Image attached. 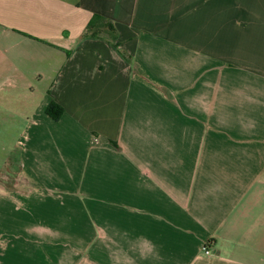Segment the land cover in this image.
Returning <instances> with one entry per match:
<instances>
[{"label":"crops","instance_id":"crops-1","mask_svg":"<svg viewBox=\"0 0 264 264\" xmlns=\"http://www.w3.org/2000/svg\"><path fill=\"white\" fill-rule=\"evenodd\" d=\"M1 114L0 264H264V0H0Z\"/></svg>","mask_w":264,"mask_h":264},{"label":"rangeland","instance_id":"rangeland-1","mask_svg":"<svg viewBox=\"0 0 264 264\" xmlns=\"http://www.w3.org/2000/svg\"><path fill=\"white\" fill-rule=\"evenodd\" d=\"M8 116L1 114L0 115V168L2 167L5 159H10V163L16 167L19 149L16 148V144L18 141V134L14 132V134L10 131L11 123ZM10 168V167H9ZM1 180L5 182V184L9 187L13 185L15 179V172L13 170H8L6 168L5 171L0 170Z\"/></svg>","mask_w":264,"mask_h":264},{"label":"trees","instance_id":"trees-1","mask_svg":"<svg viewBox=\"0 0 264 264\" xmlns=\"http://www.w3.org/2000/svg\"><path fill=\"white\" fill-rule=\"evenodd\" d=\"M85 37H104L108 40H111L112 43H115L116 32L111 22L99 16H94L88 25V28L85 32ZM47 114L54 120H58L64 114V109L57 102L52 101L47 109Z\"/></svg>","mask_w":264,"mask_h":264},{"label":"built area","instance_id":"built-area-1","mask_svg":"<svg viewBox=\"0 0 264 264\" xmlns=\"http://www.w3.org/2000/svg\"><path fill=\"white\" fill-rule=\"evenodd\" d=\"M206 253L208 254L209 252L207 251Z\"/></svg>","mask_w":264,"mask_h":264}]
</instances>
